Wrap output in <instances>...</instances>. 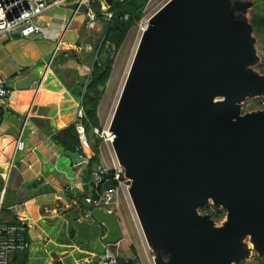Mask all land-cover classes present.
<instances>
[{
  "label": "water",
  "instance_id": "1",
  "mask_svg": "<svg viewBox=\"0 0 264 264\" xmlns=\"http://www.w3.org/2000/svg\"><path fill=\"white\" fill-rule=\"evenodd\" d=\"M252 5L169 0L140 37L109 131L153 264H239L250 255L246 238L264 258V110L241 114L240 108L246 99H264ZM91 8L100 14L98 2ZM36 81L30 75L6 88L22 91ZM71 93L82 95L77 88ZM64 156L82 163L77 152ZM69 194L106 230L80 250L123 240L112 211L86 204L75 188ZM209 205L224 211L219 224L199 213Z\"/></svg>",
  "mask_w": 264,
  "mask_h": 264
},
{
  "label": "crops",
  "instance_id": "2",
  "mask_svg": "<svg viewBox=\"0 0 264 264\" xmlns=\"http://www.w3.org/2000/svg\"><path fill=\"white\" fill-rule=\"evenodd\" d=\"M65 11L71 14L69 20L63 17ZM71 12L65 7L56 8L40 18L56 31L62 32L68 26L63 35L66 48L53 59L55 41L40 35H13L10 40L0 36V83L8 85L30 75L37 77L26 90H10L7 104L0 108V221L26 222L29 264H98L102 253L80 250L79 246L101 240L100 232L106 234L94 219H83L84 209L72 195H66L72 188L85 196L90 194L91 178L90 183H84L86 166L73 165L64 156L69 150L53 140L56 133L75 123L82 95L71 91H80L79 85L88 82L95 47L103 34V24L88 23L85 14L70 30L71 22L80 14ZM95 37H99L97 42L93 41ZM21 130L24 149L16 152L15 142ZM35 182V187H29ZM114 203L118 212L121 205L126 207L121 191ZM103 210L116 215L123 233V240L115 245L117 255L121 260L135 261L130 253L133 246L129 251L124 244L125 251L120 254L126 241L127 221L113 208ZM105 250L111 251L109 247Z\"/></svg>",
  "mask_w": 264,
  "mask_h": 264
},
{
  "label": "built area",
  "instance_id": "3",
  "mask_svg": "<svg viewBox=\"0 0 264 264\" xmlns=\"http://www.w3.org/2000/svg\"><path fill=\"white\" fill-rule=\"evenodd\" d=\"M96 1L100 5V14L92 11L91 3ZM124 1V0H119ZM70 4L85 5L87 11L85 17L88 23L94 22H109L112 19V14L108 11L109 5L107 0H0V36H7L10 40L13 35H18L21 38H27L33 35H40L44 39L55 41V47L52 52V59L56 54L65 47L63 35L68 29L66 26L62 32L50 29L44 22L40 20L42 15L52 8H62ZM76 14V13H74ZM101 16V19L100 17ZM127 17L125 16V19ZM144 18V17H143ZM76 50V47H72ZM10 96V90L6 88L4 83H0V108L7 104ZM85 113L80 105L75 114V129L78 136V146L76 151L82 163L86 166L92 158L91 143L88 140L83 122ZM93 134L99 137H105L104 131L93 129ZM107 139V137H105ZM24 149V141L22 139V130L15 142V151L21 152ZM114 171L113 179L117 182V187L109 190H98L102 184L103 178L108 175L110 169L106 166L95 168L91 174L90 194L85 196L86 204L93 208L104 209L109 208L118 196V192L126 191L127 182L120 177L123 174L121 168L117 164H113ZM93 195L97 196L94 198ZM110 212V210H107ZM81 217L85 220H92L89 210H84ZM30 249V240L28 237V228L22 222L3 223L0 221V264H29L27 262V253ZM44 264V263H41ZM98 264H139L137 261L128 263L120 262L117 253H112L105 250L99 257Z\"/></svg>",
  "mask_w": 264,
  "mask_h": 264
},
{
  "label": "trees",
  "instance_id": "4",
  "mask_svg": "<svg viewBox=\"0 0 264 264\" xmlns=\"http://www.w3.org/2000/svg\"><path fill=\"white\" fill-rule=\"evenodd\" d=\"M149 1L150 0H107L109 5L108 11L112 14V19L109 22L100 20V22L103 24V34L100 38V41L95 47V60L91 68V74L88 78L87 83L83 82L79 85V90L82 92L81 106L85 113L83 126L86 136L89 132L93 134L94 128L101 131L100 121L98 117V108L99 102L104 95L105 87L112 71L113 57L110 55L111 47H113L115 51L120 49V47L126 40L130 30L143 19ZM246 1H251L253 3L249 13V23L252 27V33L256 38V45L259 46L260 52L262 53L263 57V61L255 66V69L260 72V74H263L264 0ZM125 16L127 17L126 19ZM99 17L101 19V16ZM53 140L64 149L69 150L70 152H75L78 146V136L75 129V123L56 133L55 136H53ZM97 145L98 144L96 143L91 146L92 158L85 168L84 183H90V178L94 166L99 165V151ZM113 175L114 171L110 170L108 172V175L103 178L102 184H100L98 187V190L100 192L102 190H109L117 187V182L113 179ZM120 179L123 180V176H121ZM68 194L69 193H67L66 195L68 196ZM93 197L97 198V196L95 195H93ZM202 211L205 214H208L215 222L221 221L225 215L224 211L214 207L206 206ZM98 236H104V232H100ZM114 248L115 246H109L110 250H113ZM130 249L133 253V247H130ZM96 252L103 253L104 251L96 250ZM133 256L135 258L134 254ZM136 260L137 259L135 258V261ZM124 261L125 260L120 259V262L123 263ZM127 262L131 263L133 261L127 260ZM258 264H264V258L259 259Z\"/></svg>",
  "mask_w": 264,
  "mask_h": 264
},
{
  "label": "rangeland",
  "instance_id": "5",
  "mask_svg": "<svg viewBox=\"0 0 264 264\" xmlns=\"http://www.w3.org/2000/svg\"><path fill=\"white\" fill-rule=\"evenodd\" d=\"M167 1L169 0H150L148 3V6L146 8L144 18L135 26L133 27L126 40L124 41L123 45L120 47L119 50L115 51L113 47H111V56L113 57V64H112V71L109 77V80L105 87L104 95L99 102V108H98V117L100 121V129L101 131H104L105 125L109 117L111 116L115 102L118 98V95L121 93L120 90L123 88V85L125 83V77L129 70L130 65V59L134 51V46L136 47V39L139 32L140 26L144 22L148 23V18H150L156 11H158ZM56 9V8H53ZM53 9H51L49 12H51ZM47 12V11H46ZM44 13L47 15V13ZM72 13V12H71ZM43 14V15H44ZM63 17L66 20H69L71 17V14L69 12H62ZM84 14H79L77 17L71 22L70 24V30L74 29L77 25L80 19H82ZM4 36V35H3ZM99 40V37H95L93 40L94 42H97ZM256 49L260 51L259 46L256 45ZM95 59H93L94 62ZM241 114H246L250 112H255L259 110H264V99L263 98H255V99H246L241 105ZM100 131V130H99ZM105 137H99L91 132L87 134V137L91 143V146L94 144H98V151H99V165H95V170L98 167L106 166L108 169L112 170L113 164H116V159L114 156V153L111 148V141H113V135H111V132L105 133ZM92 151V149H91ZM128 186V185H127ZM123 196H125L127 200L126 207L123 205L120 206L119 212L115 209V203H110L109 208H113L116 212L119 213V215L122 216V218L127 221V229L128 231L125 233L126 241L121 245L120 247V254L122 250L125 251L124 244L127 249H129L130 246L134 247V252L130 251L131 255L134 254L137 262L139 264H153V253L148 248L145 239L143 237V234L141 232V229L139 227L138 221L135 217V214L133 212L131 203L129 201L128 195L126 191H123ZM121 198V197H120ZM208 207H211L210 205ZM203 210V209H202ZM202 210L199 211L200 214H205ZM219 224L220 222H216ZM244 245L247 246V248L250 249V255L243 261H241L239 264H258V257L256 253L252 250V246L249 243V238H246L244 240ZM115 246V245H113ZM109 247V246H108ZM116 253L118 250L115 248L111 250L112 253Z\"/></svg>",
  "mask_w": 264,
  "mask_h": 264
},
{
  "label": "bare ground",
  "instance_id": "6",
  "mask_svg": "<svg viewBox=\"0 0 264 264\" xmlns=\"http://www.w3.org/2000/svg\"><path fill=\"white\" fill-rule=\"evenodd\" d=\"M146 19V18H145ZM145 19H144V21H145ZM149 19V18H148ZM143 21V24L140 26V28H139V32H138V35L136 36L137 37V41H136V47L134 46V51H133V54H132V56H131V59H130V65H129V70H130V67H131V64H132V61H133V57H134V55H135V52H136V49H137V46H138V43H139V40H140V37H141V35H142V33L145 31V29L147 28V26H148V23L147 22H144ZM129 70H128V72H129ZM127 75H128V73H127ZM126 75V76H127ZM125 79H126V77H125ZM122 91V89L120 90V92ZM121 94V93H120ZM120 94L118 95V98H117V100H116V102H115V105H114V109H113V112H112V114H111V116L109 117V119L107 120V122H106V125H105V129H104V134L105 133H109L110 131H109V125H110V122H111V120H112V117H113V114H114V111H115V108H116V105H117V102H118V99H119V96H120ZM113 134L111 133V135L110 136H112ZM112 142V141H111ZM134 212V211H133Z\"/></svg>",
  "mask_w": 264,
  "mask_h": 264
}]
</instances>
